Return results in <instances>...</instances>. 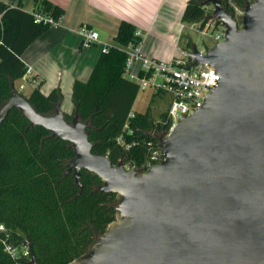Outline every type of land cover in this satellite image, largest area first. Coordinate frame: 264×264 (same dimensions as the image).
<instances>
[{"label": "water", "instance_id": "95a60500", "mask_svg": "<svg viewBox=\"0 0 264 264\" xmlns=\"http://www.w3.org/2000/svg\"><path fill=\"white\" fill-rule=\"evenodd\" d=\"M206 4L225 38L204 56L192 43L189 69L213 66L219 86L159 139L160 164L144 173L93 153L89 123L77 113L69 122L61 101L39 114L12 83L0 124L18 109L72 144L66 176L81 187L82 171L93 173L101 193L116 195L115 220L69 264H264V0L246 6L241 25L220 0Z\"/></svg>", "mask_w": 264, "mask_h": 264}, {"label": "trees", "instance_id": "16d2710c", "mask_svg": "<svg viewBox=\"0 0 264 264\" xmlns=\"http://www.w3.org/2000/svg\"><path fill=\"white\" fill-rule=\"evenodd\" d=\"M235 18L236 8L244 12L255 0H220ZM207 0H189L182 21L201 23L204 27L213 14ZM34 12L21 5L12 7L0 2V111L12 97V83L23 79L28 67L22 56L51 26L35 22V14L63 19L64 10L47 0H35ZM238 17H242L239 15ZM216 24L221 22L216 19ZM135 26L123 21L115 42L102 53L90 79L76 82L73 89L75 113L89 123L87 133L93 153L107 156L114 166L120 162L140 170L157 148L158 136L151 134L155 125L150 109L129 116L140 93L137 83L125 77L127 54L122 50L143 42ZM191 44L188 45V47ZM63 99L60 89L48 96L38 86L27 98L42 115H52ZM66 116L70 122L73 116ZM129 120L125 150L117 138ZM45 128L31 127L18 109H13L0 124V224L7 228L0 234V264H69L86 253L115 220L116 195L103 194L102 180L82 171V188L74 174L66 176L67 165L75 157L70 142L51 138ZM28 245L30 258L12 256L6 245Z\"/></svg>", "mask_w": 264, "mask_h": 264}, {"label": "crops", "instance_id": "0c3cea01", "mask_svg": "<svg viewBox=\"0 0 264 264\" xmlns=\"http://www.w3.org/2000/svg\"><path fill=\"white\" fill-rule=\"evenodd\" d=\"M61 7L62 26L36 40L23 54L30 74L14 83L20 91L31 86L30 94L40 86L48 96L60 89L61 109L66 116L75 112L73 89L76 82L86 83L102 54V48L119 47L115 42L123 21L144 35L142 52L152 59L169 62L185 37L182 21L189 0H47ZM12 7L21 5L27 12L36 9L35 0H0ZM88 25L100 35V44L85 48L79 29ZM189 39V44H192ZM23 90L22 93L23 94Z\"/></svg>", "mask_w": 264, "mask_h": 264}, {"label": "built area", "instance_id": "2783aa9c", "mask_svg": "<svg viewBox=\"0 0 264 264\" xmlns=\"http://www.w3.org/2000/svg\"><path fill=\"white\" fill-rule=\"evenodd\" d=\"M36 23L49 24L51 28L62 26V18L55 20L42 14H35ZM2 25V14H0V26ZM194 28L203 36H209L217 44L225 38V28L216 24V19H210L203 27L201 23L193 24ZM213 33L210 34V31ZM79 35L82 38V44L85 48H91L100 44V35L88 25H82L79 29ZM137 36L144 38V35L137 32ZM142 43L131 44L122 50L127 54V64L125 77L139 86L140 92H152L157 95H167L169 97V108L161 119L154 123L155 127L151 134L158 136L157 148L151 150L146 163L138 170L131 165L124 164L127 171H137L144 173L149 169L160 164L161 150L159 149V139L169 136L175 127L185 118L193 115L200 110L208 95L219 86L220 75L216 69L209 64H200L194 69L189 67L194 64L195 57L191 46L188 49L177 47L172 60L164 62L147 57L142 52ZM215 44V45H216ZM108 46L102 48V53H108ZM208 47L198 48L200 55H206ZM30 71L24 79L28 80ZM29 81V80H28ZM21 89L19 92H22ZM130 118H135V113H131ZM129 128L127 121L123 133L117 138V143L125 150H129L133 145L126 142V133ZM5 225L0 224V234L6 233ZM6 251L12 258L26 257L30 258V248L28 245L14 247L6 245Z\"/></svg>", "mask_w": 264, "mask_h": 264}, {"label": "rangeland", "instance_id": "374dc122", "mask_svg": "<svg viewBox=\"0 0 264 264\" xmlns=\"http://www.w3.org/2000/svg\"><path fill=\"white\" fill-rule=\"evenodd\" d=\"M236 14L243 15V12L236 8ZM236 16L235 19L241 25L242 17ZM187 29L185 30V37L180 43L181 48L188 49L189 39L192 40L193 44L196 45L199 49L203 47L212 48L215 46V42L209 36H203L199 33L193 26V24H185ZM222 26V25H221ZM213 33V30L210 31V34ZM31 90V86L27 85L23 90V96L25 98L29 97V92ZM19 92V91H18ZM20 93V92H19ZM169 97L167 95H155L152 92H140L136 102L133 107V113L143 114L148 109L151 111L152 120L154 123L158 122L161 119L162 114L168 111L169 108ZM74 117V116H73Z\"/></svg>", "mask_w": 264, "mask_h": 264}]
</instances>
